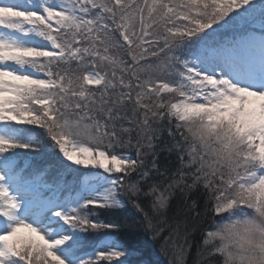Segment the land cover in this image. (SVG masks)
Returning <instances> with one entry per match:
<instances>
[{
	"label": "snow or ice",
	"instance_id": "snow-or-ice-1",
	"mask_svg": "<svg viewBox=\"0 0 264 264\" xmlns=\"http://www.w3.org/2000/svg\"><path fill=\"white\" fill-rule=\"evenodd\" d=\"M125 197L264 264V0H0V264H134Z\"/></svg>",
	"mask_w": 264,
	"mask_h": 264
},
{
	"label": "trees",
	"instance_id": "trees-1",
	"mask_svg": "<svg viewBox=\"0 0 264 264\" xmlns=\"http://www.w3.org/2000/svg\"><path fill=\"white\" fill-rule=\"evenodd\" d=\"M167 140L168 134L165 131L162 133L161 143ZM159 161L161 171L167 167L169 169V175L179 167V159L175 152L161 151ZM154 179L161 181L164 180V177L154 176ZM191 198H196V194L193 193ZM141 203L144 204L146 208L148 207L147 201L141 200ZM200 203L203 205L204 197H200ZM176 204L177 200L174 198L168 213L169 222L171 221L172 212L175 210ZM117 217L122 223L126 224V227L120 233V239L127 242V244L135 250L134 256H137V260L140 258L139 261L145 264H172L174 259L173 248L171 244L165 245L164 240L170 231L167 225H159L157 224V219H154L153 223L156 224L157 227L163 226L164 228V231L154 238L153 232L145 227L143 217L133 209L132 205L127 209L124 208L119 211ZM209 223L210 221L206 220L200 227H208ZM189 240L191 242V248L188 250L186 256V264H197V246L202 240L201 230L197 229L193 231ZM176 242L181 243L182 241L176 238Z\"/></svg>",
	"mask_w": 264,
	"mask_h": 264
}]
</instances>
